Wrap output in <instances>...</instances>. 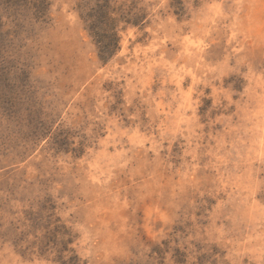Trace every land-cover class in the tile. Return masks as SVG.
Here are the masks:
<instances>
[{"label": "rangeland", "instance_id": "374dc122", "mask_svg": "<svg viewBox=\"0 0 264 264\" xmlns=\"http://www.w3.org/2000/svg\"><path fill=\"white\" fill-rule=\"evenodd\" d=\"M1 1L0 264H264V0Z\"/></svg>", "mask_w": 264, "mask_h": 264}, {"label": "trees", "instance_id": "16d2710c", "mask_svg": "<svg viewBox=\"0 0 264 264\" xmlns=\"http://www.w3.org/2000/svg\"><path fill=\"white\" fill-rule=\"evenodd\" d=\"M28 1L29 5L36 9V17H43L45 15L48 0H3L1 2L10 10H15L18 7L20 9L21 5L26 6ZM92 25L93 28L91 27V34L98 44L101 57L111 55L116 51L119 45V37L114 26V20L108 13H105V15H99V17H97V23H92Z\"/></svg>", "mask_w": 264, "mask_h": 264}]
</instances>
